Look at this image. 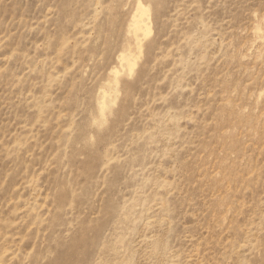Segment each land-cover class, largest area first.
<instances>
[{
  "label": "rangeland",
  "instance_id": "1",
  "mask_svg": "<svg viewBox=\"0 0 264 264\" xmlns=\"http://www.w3.org/2000/svg\"><path fill=\"white\" fill-rule=\"evenodd\" d=\"M0 264H264V0H0Z\"/></svg>",
  "mask_w": 264,
  "mask_h": 264
}]
</instances>
